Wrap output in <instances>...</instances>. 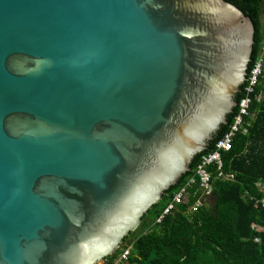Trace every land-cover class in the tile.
<instances>
[{"label":"water","instance_id":"1","mask_svg":"<svg viewBox=\"0 0 264 264\" xmlns=\"http://www.w3.org/2000/svg\"><path fill=\"white\" fill-rule=\"evenodd\" d=\"M253 34L224 0H0V264L113 254L237 106Z\"/></svg>","mask_w":264,"mask_h":264},{"label":"trees","instance_id":"2","mask_svg":"<svg viewBox=\"0 0 264 264\" xmlns=\"http://www.w3.org/2000/svg\"><path fill=\"white\" fill-rule=\"evenodd\" d=\"M224 1L238 8L253 24L248 71L264 40V0ZM244 84L236 94V103L243 96ZM236 111L234 106L208 147L194 157L189 170L166 190L162 199L144 213L137 229L125 236L113 254L103 258L107 264H113L129 245L131 253L123 261L127 264H264V209L254 205V198L264 197V69L246 117L247 132L237 133L231 148L222 151V171L233 174V178L218 177L213 167L214 192L208 205L188 212L196 199L192 196L180 211L156 222L173 195L193 175L200 157L216 148ZM195 189L196 186L192 193Z\"/></svg>","mask_w":264,"mask_h":264},{"label":"built area","instance_id":"3","mask_svg":"<svg viewBox=\"0 0 264 264\" xmlns=\"http://www.w3.org/2000/svg\"><path fill=\"white\" fill-rule=\"evenodd\" d=\"M263 69L264 40L260 45L259 52L252 67L247 71L243 96L238 101L237 111L234 114L228 129L223 133L222 138L216 144V148L207 153L196 165L193 175L190 176L188 181L173 195L156 222L161 223L166 216L173 214L176 211H180L181 205L188 204L192 196L196 197V199L189 205L188 212H196L200 207L208 205L212 200L211 198L214 192L213 167L217 168L218 177L223 179L233 178V174H227L222 171V151H227L231 148L232 141L237 133L245 134L247 132L248 121L246 120V117L249 115L252 95L255 94V87L262 76ZM257 98L259 99V96H257ZM194 186H196V189L192 193L191 190ZM254 205L264 209V197L254 198ZM131 247L132 246L129 245L124 248L113 264H121V262L127 260L131 253Z\"/></svg>","mask_w":264,"mask_h":264},{"label":"rangeland","instance_id":"4","mask_svg":"<svg viewBox=\"0 0 264 264\" xmlns=\"http://www.w3.org/2000/svg\"><path fill=\"white\" fill-rule=\"evenodd\" d=\"M261 20H262V22L264 24V14H262ZM94 264H106V261L102 258V259L97 260ZM121 264H127V263L126 262H122Z\"/></svg>","mask_w":264,"mask_h":264}]
</instances>
